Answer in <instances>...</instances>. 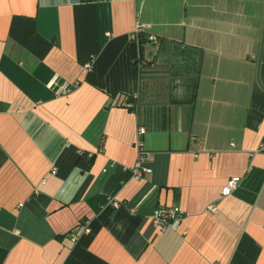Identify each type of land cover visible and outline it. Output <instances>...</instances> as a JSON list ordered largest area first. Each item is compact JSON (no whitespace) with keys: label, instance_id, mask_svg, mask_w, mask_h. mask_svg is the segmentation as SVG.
<instances>
[{"label":"crops","instance_id":"crops-1","mask_svg":"<svg viewBox=\"0 0 264 264\" xmlns=\"http://www.w3.org/2000/svg\"><path fill=\"white\" fill-rule=\"evenodd\" d=\"M0 264H264V0H0Z\"/></svg>","mask_w":264,"mask_h":264},{"label":"built area","instance_id":"built-area-1","mask_svg":"<svg viewBox=\"0 0 264 264\" xmlns=\"http://www.w3.org/2000/svg\"><path fill=\"white\" fill-rule=\"evenodd\" d=\"M144 29V26L135 25L132 33L130 34V39L135 43L138 42V35L141 30ZM146 41L157 45L160 41L152 36L148 35L145 37ZM65 90V89H64ZM142 134V129H138V135ZM137 155L135 163L131 169V176L133 179H139L145 174L150 173L149 163L151 161V156L147 153L142 146L140 140H137L135 143ZM52 173V172H51ZM239 179L234 177L230 178L226 181L225 185L220 190V197L227 196L234 190L238 184ZM44 180L41 181L43 183ZM113 206H116V203H112ZM206 210L209 213H214L215 207L213 205H208ZM181 220V213L175 209H164L157 208L150 216V224L153 229H157L159 231H164L166 229L176 230L179 226ZM71 241H75L76 235L70 234L69 236Z\"/></svg>","mask_w":264,"mask_h":264},{"label":"water","instance_id":"water-1","mask_svg":"<svg viewBox=\"0 0 264 264\" xmlns=\"http://www.w3.org/2000/svg\"><path fill=\"white\" fill-rule=\"evenodd\" d=\"M155 57L154 65L163 70L160 73L164 79H168L173 90H179L182 83H191L193 89L197 71L199 53L178 43L159 42L148 51L147 59Z\"/></svg>","mask_w":264,"mask_h":264},{"label":"trees","instance_id":"trees-1","mask_svg":"<svg viewBox=\"0 0 264 264\" xmlns=\"http://www.w3.org/2000/svg\"><path fill=\"white\" fill-rule=\"evenodd\" d=\"M140 34V33H139ZM143 37V36H142ZM141 37V38H142ZM140 37H139V35H138V42H137V44L138 45H140V44H142V39H141ZM90 203H91V201H90ZM101 203H104V200L103 199H101V201L99 202V204H101ZM95 210H96V208H95Z\"/></svg>","mask_w":264,"mask_h":264}]
</instances>
